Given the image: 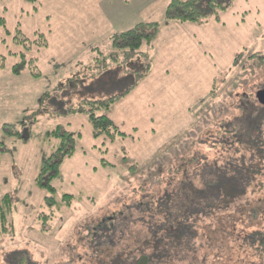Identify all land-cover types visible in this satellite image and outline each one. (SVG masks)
Returning a JSON list of instances; mask_svg holds the SVG:
<instances>
[{
  "label": "rangeland",
  "instance_id": "rangeland-1",
  "mask_svg": "<svg viewBox=\"0 0 264 264\" xmlns=\"http://www.w3.org/2000/svg\"><path fill=\"white\" fill-rule=\"evenodd\" d=\"M171 1L0 0V203L6 195L12 202L7 233L0 230V264H108L111 253L128 257L135 243L150 239L148 226H158L146 213L151 202L209 174L213 164L220 169L242 156L245 144L234 136L245 121L242 107L259 118L251 106H259L256 94L264 89V0H217L226 9L188 24L165 20ZM201 6L206 10L208 0ZM141 23H159L155 40L132 60L113 63V36ZM38 34L48 47L27 51L21 39ZM22 53L38 58L40 77L13 74ZM138 75L144 77L133 86ZM123 93L97 114L126 136L94 138L82 113L86 102ZM58 127L75 135L76 146L52 194L36 179L57 148L51 134ZM64 194L75 198L70 207L47 204L45 198L61 201ZM244 199L229 213L234 233L219 227L230 218L212 229L218 241L207 255L199 251V264H264L255 249L236 244L240 233L264 234V207L254 217L264 190ZM200 223L206 228L210 220Z\"/></svg>",
  "mask_w": 264,
  "mask_h": 264
},
{
  "label": "trees",
  "instance_id": "trees-1",
  "mask_svg": "<svg viewBox=\"0 0 264 264\" xmlns=\"http://www.w3.org/2000/svg\"><path fill=\"white\" fill-rule=\"evenodd\" d=\"M201 3L202 0H172L167 6L165 20L180 24L201 23L217 8L226 9V6L219 4L217 0H208L206 10H203ZM158 28L159 23H141L127 32L114 35L111 41V46L116 51L111 54L113 63L122 60L123 56V59L132 60L134 56L139 54L144 43L152 44ZM20 42L27 51L33 47L37 52H40L48 47L43 34H38L33 41L23 37ZM95 50L98 49L95 48ZM26 56L25 53L21 54L20 63L12 68L13 74L19 76L28 73L35 78L40 77L41 74L37 67L38 58H27ZM4 61L5 58L0 56V71L5 68ZM143 77L138 75V79L131 84L135 86ZM125 93L104 101L86 102L82 113L87 116L92 124L94 138H100L104 135L109 137L111 141H115L117 137L126 136L108 115L97 114L101 110L108 112L111 106L117 102L118 97H122ZM253 107L260 113L259 118H254L250 113L254 110H249V107L243 106L242 109L247 108V110H243L245 121L242 125L237 126L238 129L234 133V136L245 144L244 151L243 149L235 151L236 155L243 151L242 156L224 162L221 166L223 168L220 169L213 164L209 174H204L203 177L197 175L185 180L184 184L179 185L177 190L172 191L162 200L156 199V201L151 202L150 210L146 213L148 215L152 213L150 217L156 220L158 226L155 228L152 225L148 226L149 229L153 230L149 233L150 239L135 243L128 257L121 252L111 253L108 264H158L159 262L171 264L175 259L179 262H185L189 258L193 264H199V251L201 250L203 254L207 255L218 241L217 238H213L214 231L212 229H215L220 222L230 218L228 223L219 227H225V231L230 233L229 235L234 233L236 218L234 219L229 214L233 205H239L243 202L240 200H245L244 198L250 192L256 193L257 189L261 192L264 190V105L256 106L253 104L251 108ZM51 136L58 141L57 148L42 164L36 184L43 190L56 194L58 191L53 183L60 176L64 160L74 156L76 137L71 131L63 127H58ZM247 155H250L251 158H246ZM135 167L137 168V166ZM45 199L49 206L55 208L58 206L70 207L75 198L71 194H64L61 201L51 197ZM155 205L157 207H154ZM263 205V200H260L259 208L254 210L255 218L259 216V212L261 214ZM11 210V198L6 195L0 203V230L2 233H7V223ZM46 217L43 216L42 218L47 219ZM202 220H210L209 226L202 227L200 223ZM120 224L123 225V223ZM118 229L121 232L122 228L116 225L115 232L116 230L119 232ZM105 234L107 235V233ZM241 234H238L240 238L237 239L236 244L244 251L250 250V247L255 249L257 252L255 256L259 255L264 261V234L256 233L249 237L247 234L242 237ZM101 244L108 245L106 241ZM22 264H25V261Z\"/></svg>",
  "mask_w": 264,
  "mask_h": 264
},
{
  "label": "water",
  "instance_id": "water-1",
  "mask_svg": "<svg viewBox=\"0 0 264 264\" xmlns=\"http://www.w3.org/2000/svg\"><path fill=\"white\" fill-rule=\"evenodd\" d=\"M256 98L260 105H264V89L257 92Z\"/></svg>",
  "mask_w": 264,
  "mask_h": 264
}]
</instances>
